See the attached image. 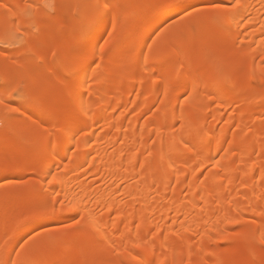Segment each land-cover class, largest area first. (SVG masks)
<instances>
[{"label": "bare ground", "instance_id": "6f19581e", "mask_svg": "<svg viewBox=\"0 0 264 264\" xmlns=\"http://www.w3.org/2000/svg\"><path fill=\"white\" fill-rule=\"evenodd\" d=\"M30 1H32L33 5L34 3L37 5L41 0ZM200 1L203 0H185V6ZM225 1L233 2V0ZM22 2L23 0L15 1L13 15L7 18L3 16V10H0V20L11 22L18 18L20 16L19 11L23 7ZM101 2L87 0L88 7L83 12H79L75 4L70 19L64 27L66 32L72 33L76 29L78 21H76L75 17L79 16L81 20H87L90 14L95 11V6ZM121 2L122 0H119L117 3ZM242 3L244 5L243 8L237 9L234 13L223 14L232 39H237L242 33L240 30L244 33L248 31L246 37L248 40L247 46L239 55V61L234 64L230 72L226 71L214 83L213 98L217 101L220 100L221 103L223 102L221 110L217 112L219 118L229 106L236 103L240 105L238 106L237 115L232 118V121L229 122L230 124L228 123L223 130L219 131L216 129L215 123L207 125L203 117V123L201 122L202 134H199L198 127L194 126L189 120V115L197 112V108L190 103L182 107L180 118L179 114H174L176 104L180 100L178 97L185 90L189 91L193 98H196L198 97L199 89L209 84L212 79L211 69L206 68L204 62V60L209 58V53H203L200 57L202 58L201 61L200 58L191 59L186 54L168 46V51L162 60L175 62V66L182 70L178 80H183L187 88L173 91L172 96L168 92L164 93L165 107L161 111L159 122L147 123L143 132L142 130L140 132L136 127V124H138L136 120L129 127V134H123L125 118L124 115L118 116V114L120 115L118 111L122 108L125 109L130 98L132 96H135L136 99L144 97V108L146 110L157 102L162 92L161 81L155 77L153 79L154 82H148L145 76L142 75L146 68L143 66L142 69L139 68L140 70L137 68L141 67L144 58L139 46L169 17L183 10L157 11L153 20L144 27H139L136 31L130 30L131 21L122 20L124 12L117 10L120 17L114 21L113 25L126 29L116 40V44L119 46L118 51L121 54L119 56L120 62L114 63L115 58H108L106 61H102L100 69H97L96 72L97 83L94 85L96 91L85 97L83 101H77L76 103L78 123L73 127L75 139L70 134L58 142L56 141L54 151L47 150L48 155L46 156L48 158L46 157L45 164L40 163L42 164L41 166L34 167V171L37 172L41 180L39 181L42 183L50 169L64 165L65 159L74 145L79 147L77 148L79 151L77 150L78 152L76 151V154H74L75 157L71 159L73 163H71L70 168H65L64 171H59L57 174L61 184L51 185V187L49 185L50 189L49 187L48 189L57 188L61 190L62 195L67 194L68 202H66L69 204L67 210L70 211L68 213L73 214L74 211L83 209V212L78 211L75 213L77 215L79 212L84 214L83 218H85L84 221L90 228L89 233L91 236H96L95 238H98L104 249L106 247H116L122 256L120 259L122 258L121 260L124 263L141 264L143 260L157 258L158 264H161V262L162 264H174L176 253L191 251L189 234L180 235L178 234L179 229L183 228L186 230L185 232L193 235L198 232L201 226L209 225L212 228H217L220 222L217 214L222 212L227 206H233L242 213L257 214L261 212L255 202L264 195V156L260 160L255 161L252 155L256 152L264 154V141L262 140L264 139V123L254 116L256 108H261L260 111L264 112V0H242ZM115 4L112 0V8H114ZM112 8L104 9L101 25L89 32L88 40L93 47L101 42L105 28L110 25V22L105 20V13ZM146 14V12L131 13L132 18L135 20L142 19ZM232 17L235 18L233 19ZM129 39H132V42L128 50L125 51L124 43ZM78 42L79 38L73 41L57 39L52 43V48L70 49ZM164 43L165 40H162L159 44L154 45L148 51L145 57L146 60L144 58V63L148 59V61L157 64L160 61L157 59V48H160ZM192 44L195 46L201 45L197 40H193ZM183 50L194 51L196 49L188 44L183 46ZM229 53L234 54L233 51ZM259 56L262 57L261 62H257ZM51 58L52 56L49 54L47 56L48 63H50L49 59ZM243 61L247 62L246 69L241 66ZM16 64L14 67H8L4 63L0 64V72L3 75L2 80L11 79L20 83L21 75L25 73L27 66L29 67L30 64L25 62H17ZM148 64L147 62L144 66ZM43 71L42 75H34L30 88L54 86L57 91L54 109L52 111L48 109L52 99L46 93L43 96L41 95L42 98H39V104H35L30 108L36 115V119H33V116H26L25 124L29 123V128L28 130H23L24 134L34 135L40 132L45 135L48 127L47 123L53 122L54 117L66 106L62 81L55 74H48L47 71ZM243 72L247 75L246 79L242 76ZM199 73H202V76ZM84 91L82 88L81 93L83 94ZM249 99H252V101ZM81 103L87 107L91 115L85 114L81 108ZM209 107L212 109L206 103L203 109L209 112ZM37 115L44 117V120L40 118L43 124L37 120L39 119ZM4 120L6 121L3 129L5 140L0 146V179L12 175H23L27 172L26 168L29 161L26 155H23L17 161H13L11 153L22 143L19 141L21 136L18 133L19 130L10 122L8 115L4 117ZM178 120L182 123V129L179 133L176 134L174 131L175 134H172V129L178 123ZM44 122L47 127L44 126ZM235 123L240 128L244 125L246 127L247 124L250 125H248L250 129L245 134L244 139L238 144H236L237 140L233 139V143L231 142L229 146V149L232 148L233 150L235 148L239 153L237 163L234 158L236 156L227 160L219 158L220 153L225 149L228 131ZM81 129H83L82 132L80 131ZM109 130L115 131L109 132L108 135ZM96 132L99 133L98 137H95L97 136ZM113 132L115 133L113 134ZM111 133L112 137L110 136ZM153 136L159 139L156 138L158 141L154 145L151 143ZM95 138L96 141L94 140ZM50 139L51 137H47L35 145L26 144L25 149L48 145ZM111 146L115 148V151L111 152L108 150ZM233 153L234 155L236 154L232 152V155ZM89 160V170L97 174L100 172V177L105 182L104 185L108 186L107 189L104 186L103 189L95 190L91 183L88 184L87 179H82L83 176H79V173H82L81 168L85 167ZM214 163L217 165H215L217 169L215 173L210 174L209 181H211V185H207L202 189L196 188L194 183L198 180L199 170ZM258 168L263 169H261L263 176L259 180L256 179ZM238 177L242 179V190L241 193L236 192L237 195L235 196L234 182L238 180ZM173 181L174 184H177L175 185L176 188L171 189ZM224 182L227 186L224 185ZM126 183H128L127 187L125 186ZM33 188L34 186L31 187V190ZM261 188L263 192L260 190L262 193L260 192L259 194L258 191ZM124 189L126 191H124L123 196L126 193L133 201L122 203L123 201L118 200L119 193L120 195L123 194L120 191ZM186 189H189L191 198L184 203L181 200V195L183 190ZM27 192L30 191L18 189L8 191V193L0 196V238L4 235L7 236L14 227L10 219L4 218L7 217L10 213L8 210L11 209L6 206V203L12 198L25 197ZM171 192L173 197L170 198L169 194ZM230 195L235 197H232L231 201H227V198L231 197ZM241 200L245 202L241 203ZM135 203H138L137 207H135ZM100 207L101 209H99ZM97 208L100 212H102L103 208L105 213L99 214L100 212H98L97 214L99 215H97L95 213ZM114 213L117 216L116 219H113L115 222L111 223L110 217ZM47 215L33 218L27 225L16 231L10 238L11 240L9 245L6 246V250H14L22 237L38 225L61 220L54 213ZM170 218L174 219L171 225L168 224ZM136 220L139 224L135 226ZM161 228H164L165 236H162ZM153 229H158L159 231L155 232L154 235L151 233ZM123 231L126 235L121 234ZM73 232H76V229ZM60 240L61 236L53 235L43 249L33 254V251L28 248L19 256L18 261H22L21 264H41L43 261L52 262V260H58L62 264H75L71 260L70 254L66 251H63L54 259H50L51 251L57 248ZM174 241L183 242V246L176 249L173 245ZM206 241H209V237H207ZM7 251H5L6 253L3 252L6 255L4 256L5 258H0V264H9ZM209 255L211 257L216 256L214 253H209ZM253 259H264V254L252 258L246 264H251ZM16 263L18 264V262Z\"/></svg>", "mask_w": 264, "mask_h": 264}, {"label": "rangeland", "instance_id": "374dc122", "mask_svg": "<svg viewBox=\"0 0 264 264\" xmlns=\"http://www.w3.org/2000/svg\"><path fill=\"white\" fill-rule=\"evenodd\" d=\"M16 0H6V3L10 6L15 7L14 3ZM101 2L102 0H96V2ZM115 4L114 8L109 9L105 13V20H108L110 22V25H108L105 28L104 36L101 39L102 43L103 40L108 39V36L106 33H111V43L112 45H117L116 40L119 38V36L125 32V28H118L115 25V32H112V26L115 20L120 17L118 14V11H123L124 15L122 17V20H128L131 21V27L130 30L136 31L139 27H144L148 22L153 20L155 16V12L159 11L157 8L154 7L152 0H122L121 3H117L119 0H113ZM0 2H5V0H0ZM45 3H52L54 5H64L62 9H59L62 16L67 17V23L70 19V16L73 12V7L76 4L77 10L79 12H83L87 9V0H41L38 2L37 5H43ZM233 2H227L225 0H203L200 2L193 3L191 5H195L201 9L200 12L192 13V15H186L183 11L169 17L164 23H162L159 27H157L150 35V37L139 47L142 50V54L144 58L147 56L148 51L154 46L159 44L162 40H165V43L161 45L160 48H157V59L160 60L157 64H161L164 62L162 59H164L165 54L167 53V48L173 47L178 52L186 54L189 58L199 59L203 53H209V58L204 60L206 68L211 69V79L212 81L207 84L205 87H202L199 89L198 97L193 98L189 93V97L187 100L182 101L179 100V102L176 104L175 113L176 115L179 114V118L181 115L182 107L186 104H191L197 108V112L189 115V120L191 123L194 124V126L198 127L199 134H202V123H203V117L206 120V124H214L216 125V129L219 131L224 129V127L227 126V124L232 121V118L237 115L239 107L238 103L235 105L229 106L227 109L224 110L223 115L219 118L217 112L221 110V103L220 100L217 101L213 97L214 94V83L222 77V75L227 71L230 72L234 64H236L239 61V55L244 50V48L247 46V32H242L237 39H232L231 34L228 30L226 19L223 14L225 13H234L237 9L229 8L228 5H231ZM217 4L219 5L218 8H213L211 5ZM37 5H33L32 1L30 0H23L22 2V9L19 11L20 16H24L25 20L30 22L29 15L32 14V19H35L36 21H39V19L43 16V9L36 7ZM31 6V7H29ZM94 7V6H93ZM132 12H138V13H147L145 16H143L142 19L135 20L132 18L131 13ZM19 16V17H20ZM184 17L181 19V17ZM217 17L221 18V22L217 21ZM15 18L14 20H16ZM13 20V21H14ZM64 21H60L59 25L55 29H49L48 34L43 37V42L45 45V50H52L57 53V56H59L60 51L63 49L61 47L52 48V43L57 40H78L79 36L77 34V30L75 29L74 32L68 33L64 29V27L67 25ZM252 31V30H251ZM19 36V32L16 30L15 25L9 21L6 20H0V49H3V46L5 43H15V38ZM34 36L28 37V39H34ZM198 41L201 45L195 46L192 44V42ZM132 42V39L126 40L124 43V50H128L130 47V44ZM192 45L196 50L194 51H184L183 46L184 45ZM23 48V44H17L14 48L4 49V54L0 55V64L4 63L8 67H14V65L17 62H24L21 58L17 57V61L13 62V57L17 54L18 50ZM232 52L234 54H230L229 52ZM128 52V51H127ZM105 57H107V52H105ZM141 64V67H137L138 69L142 66L144 68H151L153 65H157L154 62L147 61ZM108 59V58H106ZM106 59H104L106 61ZM146 60V58H145ZM202 61V58H200ZM53 61H56V58L52 57L49 59V62L52 63ZM262 57L259 56L257 58V62H261ZM59 63V61H56ZM149 63L148 65H145L146 63ZM173 62V65L175 66V62ZM151 63V64H150ZM30 64V63H28ZM102 64V63H101ZM247 62H242V68L246 69ZM17 65V64H16ZM15 65V66H16ZM31 65V64H30ZM27 66V70L23 75H21V81L18 83L23 90L24 93V99H18V100H10L8 102V106L5 107L3 105H0V146L5 140V133L3 131L6 121L4 120L5 116H9L10 122L15 126L17 130H19V141L22 142L18 146L17 149L12 151L13 161H17L22 158L23 155H26L28 158V165H27V172L23 175H12L3 177L0 179V196L8 193V191H15L18 189L21 190H29L31 191V187H37L40 185H43V182L41 183L39 181V185H37L36 177H39L37 172L34 171V167H39L44 163L48 158L47 150L49 149L48 145H43L39 147H31L29 149H25L26 144H37L40 143L43 140H45L47 137H50L49 133L51 131V125L53 122H45L47 123V126L44 122V126H46V134L42 135L40 132L35 133L34 135H29L28 133L24 134L23 130L29 128V123L25 124L26 118L29 116H33V119H36V115L34 112L30 110V108L35 105L39 104L40 102L39 98L41 99L43 94L46 93V95L49 96V98L52 99V103L48 106V109L52 111L54 109L55 101L57 99V91L54 88V86H44V87H38L31 89V81L34 78V75L39 74L42 75L44 73L43 70H36L32 65L31 67ZM205 68V69H206ZM100 69V68H98ZM140 70V69H139ZM144 70V69H143ZM142 70V71H143ZM95 72H97V69H94ZM202 72V71H201ZM48 74H53L50 70L47 71ZM142 74V72H141ZM182 74V70H179L177 79H179L180 75ZM143 76H145V79L150 82L147 77L153 76V79L155 78V75L151 71H143ZM200 76H202V73H199ZM38 76V75H37ZM235 76V74H233ZM245 79L247 78V75L245 72L242 74ZM199 77V76H198ZM3 78L2 73L0 72V80ZM161 95L158 97L157 102L150 107V109L145 110V98L142 97L140 99H136L135 96L131 97L129 100L128 105L125 107V109H120L118 112V116H123L125 118V126H124V132L123 134L128 135L129 134V127L137 120L138 124L137 130L143 132L145 129V126L149 122L157 123L159 122V117L161 115L162 109L165 107L164 102V93L168 92L170 95H173V89L168 85L161 86ZM2 94V93H0ZM42 95V96H41ZM212 97V98H211ZM211 98V99H210ZM215 100V101H214ZM252 101V99H249ZM210 102V103H209ZM206 103L211 106L212 109L209 107L208 110L203 109L206 106ZM205 104V106H203ZM248 105V104H247ZM17 109L16 111H12L11 109ZM255 117L262 121L264 123V112H261V108H256ZM207 111V113H206ZM206 114H205V113ZM110 115V114H108ZM27 116V117H26ZM172 116V115H171ZM37 117H40V115H37ZM44 118V117H43ZM42 118V120H44ZM219 118V119H218ZM37 119L39 122L42 123V120ZM35 121V120H34ZM169 121H171L169 119ZM24 122V123H23ZM202 122V123H201ZM23 123V124H22ZM137 123V122H136ZM179 123V124H178ZM178 123H176L175 127L172 129V134H176L180 132L182 129V123L178 120ZM181 123V124H180ZM22 124V125H21ZM43 124V123H42ZM145 124V125H144ZM230 124V123H229ZM39 125V124H37ZM249 124L238 127V125L235 123L230 127L228 136L225 140V149L222 150L220 153L219 158H224L223 160H227L229 158L234 157L236 159L237 163V156H239V153L237 149L230 148L231 142L234 140L236 144L240 143L245 137V134H247V131L250 129ZM144 127V128H142ZM175 128V129H174ZM100 129V128H99ZM98 129V130H99ZM102 130V128H101ZM115 131V130H109V132ZM175 131V132H174ZM23 135H22V133ZM100 132V130H99ZM107 132V131H106ZM45 133V132H44ZM97 133V132H96ZM115 132H113L114 134ZM97 136L95 137H98ZM96 135V134H95ZM112 133L110 134V136ZM244 135V136H243ZM199 136V135H198ZM112 137V136H111ZM243 137V138H242ZM157 137L153 136L151 143L154 145L158 140ZM242 138V139H241ZM22 139V140H21ZM96 141V138L94 139ZM264 141V139H262ZM59 140H57L58 142ZM122 141V140H121ZM120 141V142H121ZM227 143V145H226ZM233 143V142H232ZM242 143V142H241ZM94 144V142H93ZM54 146H56L54 144ZM227 146V147H226ZM1 148V147H0ZM76 145H74L64 162V165H60L58 168L55 167V169H59L61 172L64 171L65 168H70L71 163L73 161L71 160L73 157H75V152L79 149H77ZM115 148L112 146L108 148L109 151H113ZM50 151V150H48ZM77 151V152H78ZM115 151V150H114ZM232 152H235L236 154L232 155ZM238 154V155H237ZM74 155V156H73ZM148 156V155H147ZM146 156V157H147ZM264 154L261 152H256L254 155H252L253 160L258 161L261 158H263ZM234 159V160H235ZM90 160L88 163L83 166L82 173H79V176H83L82 179H87L88 184L91 183V186L96 189H103L105 182L100 177V172L93 173L90 171V167H88ZM45 164V163H44ZM214 164H209L205 167H203L201 170H199V177L198 180L194 183L196 188L202 189L203 187L207 185H211V181H209L210 174L213 172L215 173L216 167ZM69 166V167H67ZM217 166V165H216ZM262 168H258L256 171V179L259 180L263 174H262ZM87 170V171H86ZM92 170V169H91ZM58 171V172H59ZM218 171V170H217ZM57 172V174H58ZM81 172V171H79ZM220 173H222L219 170ZM264 172V171H263ZM82 174V175H80ZM88 174V176H86ZM102 174V173H101ZM86 176V177H85ZM222 176V175H221ZM85 177V178H84ZM223 177V176H222ZM40 178V177H39ZM240 178V179H239ZM18 179H27L29 183L27 184H20L16 182ZM256 180V181H257ZM86 181V180H84ZM175 181V180H174ZM174 181L171 184V189L176 188V184H174ZM107 182V181H106ZM227 182V181H225ZM224 182V185L227 186V184ZM100 183V184H99ZM108 183V182H107ZM132 183V182H131ZM127 184L125 186L127 187ZM130 184V183H129ZM108 185V184H107ZM44 187H49V185H43ZM102 186V187H101ZM123 185V187H125ZM51 187V185H50ZM49 187V189H50ZM108 186L105 188L107 189ZM92 188V189H93ZM234 192L235 196L237 193H241L242 190V179L241 177H238V180H235L234 182ZM126 189V188H125ZM120 191L119 196L117 197L118 200L125 202L133 201L131 198L128 197V195L124 191ZM259 189V194H260ZM172 191V190H171ZM233 192V193H234ZM261 192V193H262ZM29 192L25 195V197L22 198H12L8 203H6V206L10 209L8 210L10 213L7 215V217H4L6 219H10L13 223V229L10 233H8L7 236H3L0 238V258H5L4 253H6V246L10 243V238L15 234L16 231H18L20 228L27 225L29 221H31L33 218H37L36 214L33 211L32 208V202L29 199ZM170 198L173 197V194L171 192ZM230 195L231 197L227 198V201H231L232 197L235 196ZM239 195V194H238ZM191 194L189 192V189L183 190L181 195V200L186 201L190 200ZM120 197V198H119ZM123 200H122V198ZM68 202V201H67ZM66 201L64 202L63 210L57 211L54 214L58 215L60 217L59 222H49L44 223L42 225H38L35 229L27 233L22 237L18 245L14 250L7 251V254H9V264H21L22 261H18L19 256L25 251L26 249L30 248L32 253L43 249L50 239L53 237V235H59L61 236V240L57 246L56 249L51 251L50 259H54L55 257H58L60 253L63 251L68 252L71 256V260L75 264H130L128 262H123V260L120 259L121 254H119L116 247L112 248H103L98 238H95L93 235L91 236L90 228L87 226L86 222L84 221L85 218L79 219V222L77 223L78 216L83 217V213H80L77 215L76 213L78 211H72L73 214L68 213V206L69 204ZM244 200H241V203H244ZM188 203V202H187ZM256 205L261 209V212H264V195L259 197L258 200L255 202ZM5 206V205H4ZM138 206V203H135V207ZM101 209V207L99 208ZM105 209V208H104ZM106 210V209H105ZM96 209L95 213L97 214H104L105 211ZM76 212V213H75ZM83 212V211H82ZM260 213L252 214V213H242L239 210H236L233 206H227L224 208V210L220 213H216L217 216L220 218V222L218 223L217 228H212L209 225H206L204 227H200L198 229V232H196L193 235H190V233L185 232V229H179L178 234H189L188 236L191 238V251H183L175 254L174 258V264H246L249 260L252 258L264 254V252L260 251L259 248V239L260 234L264 233V215H261ZM75 213V215H74ZM51 214V213H49ZM97 214V215H99ZM48 216V215H47ZM116 213L111 215V223L115 222L116 219ZM44 217V216H43ZM85 217V216H84ZM172 218V216H171ZM169 219V225L173 224L174 219ZM183 218V217H181ZM180 218V220H182ZM185 218V217H184ZM113 220V221H112ZM179 220V221H180ZM184 220V219H183ZM183 222V221H182ZM139 224V222L136 220L135 226ZM68 225H71V227H66ZM160 228V227H158ZM76 232H73L75 231ZM194 229V226H193ZM158 229H153V232L151 233H157ZM162 236H165L164 228H161ZM121 234L126 233L123 231ZM155 235V234H154ZM207 237H209V241H206ZM153 239V238H152ZM174 247L176 249H179L183 246V242L180 241H174L173 243ZM100 246V247H99ZM99 247V248H98ZM102 248V249H101ZM5 250V251H3ZM4 252V253H3ZM209 253L216 254L215 257H211ZM3 254V255H2ZM8 257V256H7ZM151 260H154L156 264L159 263L157 258H152ZM105 262V263H104ZM109 262V263H108ZM24 264V263H22ZM41 264H62L61 261H43ZM132 264V263H131Z\"/></svg>", "mask_w": 264, "mask_h": 264}, {"label": "snow or ice", "instance_id": "6c2138e0", "mask_svg": "<svg viewBox=\"0 0 264 264\" xmlns=\"http://www.w3.org/2000/svg\"><path fill=\"white\" fill-rule=\"evenodd\" d=\"M153 5L159 11H169L173 9H182L186 15H192V13L200 12L201 9L195 5L185 6V0H152ZM31 7V6H29ZM36 7L43 9V16L36 21L32 19V14L29 15L30 22L25 20L24 16L18 17L12 21L16 30L19 32V36L15 38V43H5L3 49H0V55L4 54V49L14 48L17 44H23V48L19 49L17 54L13 57V62L17 61V57L21 58L25 63H30L36 70L51 71L58 76L62 81L63 94L66 99L65 108L54 117V123L51 125V131L49 133L51 139L49 140V150L54 151V144L57 140L63 139L65 136L73 135V127L78 123V114L76 111L77 101H83V99L89 96L92 92L96 91L94 85L97 83L96 72L94 69H98L104 59L115 58L114 63H119L118 45H112L111 33H106L108 39L98 43L93 47L88 40L89 32L99 27L103 21L104 9L112 8V0H102V2L95 6V11L92 12L87 20H81L79 16L75 17L78 21L76 25L77 34L79 36V42L69 48H64L60 51L59 56L55 51L45 50L43 37L48 34L49 29H55L60 21L67 23V17L62 16L59 9H62L64 5H54L52 3H45L43 5H37ZM213 8H218L219 5H211ZM232 9H241L244 7L242 0H233L231 5H228ZM0 10H3V16L5 18L13 15V7L5 2H0ZM184 17L182 16L181 19ZM233 19L235 17H232ZM217 21L221 22V18L217 17ZM112 32H115V26H112ZM34 36V39H28V37ZM107 52V57H105ZM51 55L56 58V61L48 63L47 56ZM130 60V56H129ZM23 66V65H21ZM146 71H151L155 77L161 81L162 86L168 85L174 91L180 89H186L187 85L183 80H178L176 77L179 72V68L173 65L172 61H164L159 65H153L151 68H147ZM147 79L150 82L153 81V76H148ZM85 91L81 93V89ZM0 105L8 106L10 100L24 99V93L22 87L16 80H0ZM189 97L187 90L178 97V99L185 101ZM81 108L85 114L91 115L83 103ZM12 111L17 109L13 108ZM81 132L83 129L80 130ZM59 169H50L44 180L43 185H60L61 180L57 178V172ZM37 185H39V177L35 178ZM16 182L20 184H27V179H18ZM43 185L34 187L29 192V199L32 202V208L37 218H40L49 213H55L63 210L64 202L67 201V194H63L61 190L52 188L49 190ZM78 211H83L79 209ZM264 215V212H261ZM83 217L78 216L79 219ZM66 227H71L68 225ZM261 252H264V233L260 234L258 241ZM141 264H156L154 260H143ZM162 264V262H161ZM251 264H264V259H253Z\"/></svg>", "mask_w": 264, "mask_h": 264}]
</instances>
